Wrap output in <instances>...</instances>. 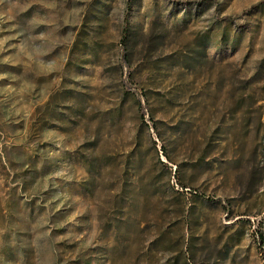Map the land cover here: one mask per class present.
Listing matches in <instances>:
<instances>
[{"label": "rangeland", "instance_id": "rangeland-1", "mask_svg": "<svg viewBox=\"0 0 264 264\" xmlns=\"http://www.w3.org/2000/svg\"><path fill=\"white\" fill-rule=\"evenodd\" d=\"M0 264H264V0H0Z\"/></svg>", "mask_w": 264, "mask_h": 264}, {"label": "trees", "instance_id": "trees-1", "mask_svg": "<svg viewBox=\"0 0 264 264\" xmlns=\"http://www.w3.org/2000/svg\"><path fill=\"white\" fill-rule=\"evenodd\" d=\"M125 31L127 32V33H124V42H125V45H127V41H128V29H125ZM152 118V120H153V123H154V126H155V124H157V121L153 118V117H151ZM156 128V127H155ZM165 154V153H164ZM166 158H167V160H171L169 157H168V155L166 154ZM161 163L163 164V165H166L163 161H161ZM177 170V169H176ZM180 174H181V172L179 171V180H178V182L180 183V184H182L183 186H185V187H188L189 186V184H187V183H185L184 182V180H183V178L180 176ZM191 244V241L189 242V243H187V246L189 247V245Z\"/></svg>", "mask_w": 264, "mask_h": 264}]
</instances>
